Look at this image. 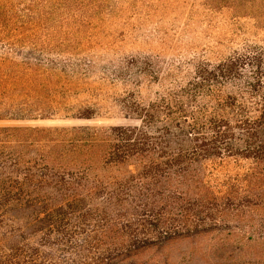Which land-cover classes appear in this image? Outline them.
<instances>
[{
    "label": "trees",
    "instance_id": "trees-1",
    "mask_svg": "<svg viewBox=\"0 0 264 264\" xmlns=\"http://www.w3.org/2000/svg\"><path fill=\"white\" fill-rule=\"evenodd\" d=\"M262 58L257 50L199 63L179 91L145 106L135 96L123 108L139 127L0 126V264H73L85 247L110 258L115 244L168 240L187 229L179 215L208 208L213 189L200 169L226 160L249 161L264 183ZM226 85L236 94L223 95ZM0 95V120L50 119L52 107ZM255 201L264 206L261 193Z\"/></svg>",
    "mask_w": 264,
    "mask_h": 264
},
{
    "label": "rangeland",
    "instance_id": "rangeland-1",
    "mask_svg": "<svg viewBox=\"0 0 264 264\" xmlns=\"http://www.w3.org/2000/svg\"><path fill=\"white\" fill-rule=\"evenodd\" d=\"M257 50L264 67V0H0V91L52 107L49 120L4 119L0 126L139 127L123 108L130 99L144 106L158 101L185 87L199 63ZM222 93L235 95L236 87ZM255 115L250 109L248 116ZM200 171L212 196L204 212L193 207L178 216L187 229L142 248L109 246L116 253L110 258L101 254L105 247L68 258L73 264H264V206H254L264 183L252 177L251 163L226 160ZM188 193L192 201L195 194Z\"/></svg>",
    "mask_w": 264,
    "mask_h": 264
}]
</instances>
